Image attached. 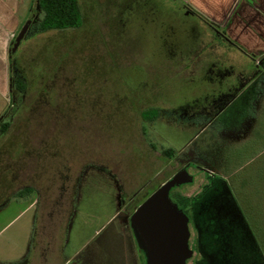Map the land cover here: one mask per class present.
Returning <instances> with one entry per match:
<instances>
[{
	"label": "rangeland",
	"instance_id": "374dc122",
	"mask_svg": "<svg viewBox=\"0 0 264 264\" xmlns=\"http://www.w3.org/2000/svg\"><path fill=\"white\" fill-rule=\"evenodd\" d=\"M135 1L78 0L80 27L40 33L37 0H21L15 34L29 7L33 23L12 57L20 88L6 81L0 104V264H142L121 218L182 161L203 169L170 191L204 194L188 210L172 200L189 216L187 264H264V79L257 103L260 81L203 130L173 111L216 91L207 68L263 69L264 53L213 43L203 24L161 40L130 24ZM151 107L167 112L148 122Z\"/></svg>",
	"mask_w": 264,
	"mask_h": 264
},
{
	"label": "flooded vegetation",
	"instance_id": "af4514ba",
	"mask_svg": "<svg viewBox=\"0 0 264 264\" xmlns=\"http://www.w3.org/2000/svg\"><path fill=\"white\" fill-rule=\"evenodd\" d=\"M131 9H136L137 14L136 16H130L132 18L130 24L136 28H140L142 31H147L149 29L159 32L162 35L161 40H168L171 38L173 33L177 31L182 33L183 39H188L190 36H193L192 33L195 31V29H198L203 24L211 29L213 43H217L222 47L226 46L230 50H243L226 34L224 30H221L218 26H215L207 21L185 0H136ZM32 23L33 20L30 26ZM196 33L199 32H195V38L197 37ZM179 50L180 49H178V51ZM259 69L257 65L251 66V63H249V67L245 69H236L234 65L227 64H223L222 66L213 65L210 68H207L203 73V80L211 81L210 84H214L216 87L214 89H216V91L212 92L208 96L203 97L200 102L192 101L191 105L189 106L188 104H185V106H175L173 111H176L174 113L185 114L184 116H187V118L183 119L186 128L192 123H200V130H203L208 125H211L212 122L224 111L227 105H229L234 99L238 97L240 93L245 91V89L251 85V82L255 80V77H258L257 73ZM227 77L229 80H224ZM148 110L154 112L155 117L152 118V120H147L148 122H153L160 116V114H165L167 112L155 107L147 108L142 112L144 113ZM180 165L181 166L179 169L185 166L189 174H191V168H198L193 167L194 163L190 161H182ZM198 171L202 172L203 169L198 168ZM137 193L135 192L133 198L137 195ZM133 211L125 214L127 218H121L125 225L128 223L130 229L131 227L128 221ZM133 238L137 255L142 257V264H145L144 253L138 247L134 234ZM196 262L197 259H194L190 264H196Z\"/></svg>",
	"mask_w": 264,
	"mask_h": 264
},
{
	"label": "water",
	"instance_id": "95a60500",
	"mask_svg": "<svg viewBox=\"0 0 264 264\" xmlns=\"http://www.w3.org/2000/svg\"><path fill=\"white\" fill-rule=\"evenodd\" d=\"M32 20L33 13L29 7L25 20L8 46L9 94L12 87V57ZM2 116L3 114L0 119ZM192 181L193 176L188 173L185 166L182 167L139 203L130 215L128 222L138 247L144 253L145 264H187L193 256V250L189 245L188 216L170 198V191L173 188L190 184Z\"/></svg>",
	"mask_w": 264,
	"mask_h": 264
},
{
	"label": "crops",
	"instance_id": "0c3cea01",
	"mask_svg": "<svg viewBox=\"0 0 264 264\" xmlns=\"http://www.w3.org/2000/svg\"><path fill=\"white\" fill-rule=\"evenodd\" d=\"M207 21L217 23L243 50L264 53V0H189ZM21 0H0V104L8 84L7 50L15 35ZM192 6V7H193ZM263 77V73H261ZM258 78V77H257ZM264 79V77H263ZM256 80V79H255ZM253 80V82H256ZM252 98V105L262 95L263 80Z\"/></svg>",
	"mask_w": 264,
	"mask_h": 264
},
{
	"label": "trees",
	"instance_id": "16d2710c",
	"mask_svg": "<svg viewBox=\"0 0 264 264\" xmlns=\"http://www.w3.org/2000/svg\"><path fill=\"white\" fill-rule=\"evenodd\" d=\"M37 3L39 9L43 12V17L41 21L39 22V24L35 25L37 32L43 33L49 30H65L69 28H78L82 25L83 19L78 4V0H37ZM260 63L263 66V69L258 70L257 73L258 78L255 77L256 82L258 81L262 82L263 80V77L260 75H262L261 73H264V55L260 57ZM11 67H12L11 83H17L18 88H20L19 81L21 80V74L17 72L18 70L16 67H14L13 62L11 64ZM13 73L15 74V76H13ZM150 112L151 110H148L145 111L144 113L148 114ZM152 118L147 120H152ZM7 126H8L7 122L0 123L1 133L5 132ZM162 153L163 155L167 156L168 159H170L173 157L175 152L174 150L168 148L163 150ZM32 191L33 189L31 187H26L17 191L15 195L16 197H22L23 195L28 194ZM203 199H204V194L202 195L199 193L193 197L179 194L177 195L175 200L173 199L172 200L177 204L179 203L184 209L188 210L190 207L197 206L200 202H202ZM16 264H29V257L27 256L26 258H24L23 260H21ZM196 264H199V261H197Z\"/></svg>",
	"mask_w": 264,
	"mask_h": 264
}]
</instances>
